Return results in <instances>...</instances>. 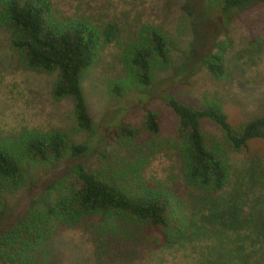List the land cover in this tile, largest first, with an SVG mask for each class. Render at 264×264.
Instances as JSON below:
<instances>
[{
	"label": "rangeland",
	"instance_id": "1",
	"mask_svg": "<svg viewBox=\"0 0 264 264\" xmlns=\"http://www.w3.org/2000/svg\"><path fill=\"white\" fill-rule=\"evenodd\" d=\"M51 1L60 16H83L98 28L112 25L117 29L119 47L103 46L95 65L85 71L81 80L97 137L96 148L112 157L117 123L139 124L144 111H157L159 149L149 158L144 175L149 180L175 183L187 221L195 225L190 226L189 236L180 243L166 247L161 231L148 232L144 225L122 216L98 217V222L86 226L90 232L84 231L85 227L67 230L44 245L49 250L45 263L205 264L214 256L220 255V259L225 252L264 262V247L253 243L245 229L248 220L258 218L256 213L264 216V161L259 144H249L239 153L229 150L228 185L212 202L194 198L190 205V196L179 182L173 151L167 149V139L175 136V117L162 99L170 96L183 104L199 105L216 98L231 124L260 114L264 107V6L257 4L234 14L225 24L220 16L205 12L206 0ZM144 24L160 28L167 36V62L151 61L148 87L129 83L118 60L120 45L134 39ZM220 54L229 77L226 80L214 79L204 65L210 56ZM53 80L54 75L25 70L9 49L7 33L0 29V135L21 129L59 130L73 142L84 140L83 133L76 132L70 100H52ZM113 83L121 87L120 96L110 90ZM201 126L205 136L220 138L211 122L202 121ZM252 159L258 160L261 173L253 191L249 190L251 180L249 183L245 171ZM81 162L89 169L99 165L97 154ZM21 169L27 183L6 196L8 212L1 220L0 232L26 209L52 203L73 181L67 154L57 163L26 161ZM229 203L240 209L235 215L236 232L227 226L233 209L228 212ZM251 206L262 210L255 208L254 213L249 211ZM194 227L199 230L193 235Z\"/></svg>",
	"mask_w": 264,
	"mask_h": 264
},
{
	"label": "trees",
	"instance_id": "2",
	"mask_svg": "<svg viewBox=\"0 0 264 264\" xmlns=\"http://www.w3.org/2000/svg\"><path fill=\"white\" fill-rule=\"evenodd\" d=\"M257 4L264 6V0H206L205 12L220 16L227 24L230 16ZM60 15L51 0H0V29L8 35L9 49L25 70L54 75L50 96L56 102L70 100L76 132L84 135L79 143L59 130L21 129L0 135V223L8 212L6 196L27 183L21 169L23 162L57 163L67 154L73 177L52 203L40 209H26L0 232V264H49L44 261L49 253L44 245L67 230L85 227L83 230L90 232L88 224L109 215L126 217L144 225L148 232L161 231L166 247L180 243L195 224L187 221L175 183L149 180L144 175L149 158L159 149V113L144 111L139 124L117 123L112 157L96 148L97 137L80 88L81 80L85 71L95 65L103 46L119 47L116 27L101 29L83 16ZM166 46L167 36L160 28L141 25L134 39L120 45L118 60L127 81L148 87L150 63L154 59L167 62ZM222 57L212 55L204 62L216 80L229 78ZM109 88L116 96L121 95L119 84L113 83ZM162 99L175 117V136L167 139V149L173 151L179 182L190 196V205L194 198L211 201L228 185L229 150L239 153L249 144L258 143L264 161V107L260 114L231 124L216 98L203 100L199 105L183 104L170 96ZM202 121L211 122L220 138L205 136ZM92 154H97L99 165L89 169L81 160ZM245 171L249 183L251 180L249 190L253 191L261 176L258 160L252 159ZM228 206V212L233 209L227 226L236 232L235 215L240 209L232 203ZM255 208L262 210L251 206L249 211L254 212ZM256 214L258 218L248 220L245 229L253 243L264 247V216ZM198 230L194 227L192 234ZM227 254L220 259V255L214 256L205 264H264L245 258L247 255Z\"/></svg>",
	"mask_w": 264,
	"mask_h": 264
}]
</instances>
